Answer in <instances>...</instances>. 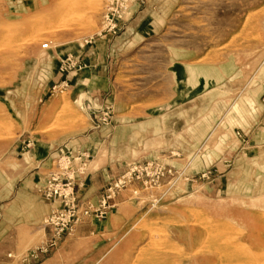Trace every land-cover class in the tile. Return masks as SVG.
<instances>
[{
	"label": "rangeland",
	"instance_id": "374dc122",
	"mask_svg": "<svg viewBox=\"0 0 264 264\" xmlns=\"http://www.w3.org/2000/svg\"><path fill=\"white\" fill-rule=\"evenodd\" d=\"M102 37L116 107L90 123L60 81ZM89 125L101 151L112 127L122 157L90 203L127 180L91 216L112 231L48 246L57 205L42 189L78 152L42 165L29 150ZM28 252L48 264H264V0H0V264Z\"/></svg>",
	"mask_w": 264,
	"mask_h": 264
},
{
	"label": "crops",
	"instance_id": "0c3cea01",
	"mask_svg": "<svg viewBox=\"0 0 264 264\" xmlns=\"http://www.w3.org/2000/svg\"><path fill=\"white\" fill-rule=\"evenodd\" d=\"M109 43H111L110 38H99L94 44L92 43L90 46H87V49L83 53H80L76 57L74 56L78 66L60 81L61 85L70 89L73 103L84 112L87 121L90 123L98 119L100 114L98 111L99 107H116V103L111 101V94L107 93L110 89L111 74H113L110 60H108L111 53H108V48H106ZM100 46H103V48H100ZM55 104L58 105L59 102ZM96 135L95 127L89 125L82 132L62 136L55 145H50L48 140H43L38 146H33L29 152L33 151L41 154L39 162L42 165L48 162L49 164L51 162L54 163L62 155H73L77 152L88 153L89 157H91V161L88 163L89 170L79 181L78 194L89 202H95L100 189L111 175L109 171L114 167L121 168L122 164L119 162L122 161V157L119 156L117 158L115 156L116 151L113 149V145H115L113 140L115 139L113 138L112 127L104 135V142H109V146L103 151H101L100 145H95ZM121 202H123V198L119 197V203ZM101 230L112 231L109 224V217L103 220H96L91 216L87 217L83 224L77 226L74 233L75 235H95L100 233ZM43 231L46 234L44 228ZM88 247L81 252L79 250L77 255L85 254L89 250ZM92 248L94 249L95 246H92ZM41 257L43 258L44 256L41 255ZM42 258L41 261L37 262V260H33L36 259L35 254L28 252L22 258L21 263L48 264L47 261L49 259Z\"/></svg>",
	"mask_w": 264,
	"mask_h": 264
},
{
	"label": "built area",
	"instance_id": "2783aa9c",
	"mask_svg": "<svg viewBox=\"0 0 264 264\" xmlns=\"http://www.w3.org/2000/svg\"><path fill=\"white\" fill-rule=\"evenodd\" d=\"M64 66L71 69L77 67L78 63L69 58ZM87 158L88 156L79 152L76 156L62 158L57 161V170L48 174L42 194L57 205L43 222L49 236L48 246H55L63 234L74 233L85 218L105 216L111 208L109 201L112 196L127 183L124 176L110 183L96 205L84 200L78 194L76 186H79L81 176L86 172Z\"/></svg>",
	"mask_w": 264,
	"mask_h": 264
}]
</instances>
